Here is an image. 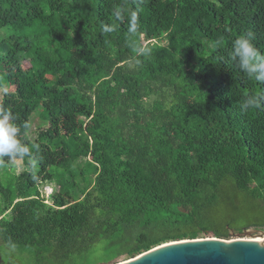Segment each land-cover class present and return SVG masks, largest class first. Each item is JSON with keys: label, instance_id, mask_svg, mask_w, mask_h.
Listing matches in <instances>:
<instances>
[{"label": "trees", "instance_id": "obj_1", "mask_svg": "<svg viewBox=\"0 0 264 264\" xmlns=\"http://www.w3.org/2000/svg\"><path fill=\"white\" fill-rule=\"evenodd\" d=\"M0 28V106L38 146L2 163L0 240L29 264L264 230V110L240 107L264 84L229 58L264 52V0H0Z\"/></svg>", "mask_w": 264, "mask_h": 264}, {"label": "water", "instance_id": "obj_2", "mask_svg": "<svg viewBox=\"0 0 264 264\" xmlns=\"http://www.w3.org/2000/svg\"><path fill=\"white\" fill-rule=\"evenodd\" d=\"M259 233L244 229L240 234ZM114 264H264V240L215 236L169 241Z\"/></svg>", "mask_w": 264, "mask_h": 264}, {"label": "clouds", "instance_id": "obj_3", "mask_svg": "<svg viewBox=\"0 0 264 264\" xmlns=\"http://www.w3.org/2000/svg\"><path fill=\"white\" fill-rule=\"evenodd\" d=\"M119 15L120 13L117 12L118 18ZM112 30L111 26L104 28L106 32ZM129 32L135 35L136 28L130 26ZM219 45L220 41H216V46ZM141 51L143 50L141 49ZM229 58L248 78H254L257 82L264 84V52L253 44L249 35L242 34L232 42ZM240 107L242 111L264 110V93L246 97ZM21 127L26 130L30 124L24 122L22 125H18L17 117L11 108L0 106V163H3L5 158L8 160L21 157L30 158L33 156V148L38 149V146H29L21 139ZM30 163L35 166L36 161L32 159Z\"/></svg>", "mask_w": 264, "mask_h": 264}, {"label": "rangeland", "instance_id": "obj_4", "mask_svg": "<svg viewBox=\"0 0 264 264\" xmlns=\"http://www.w3.org/2000/svg\"><path fill=\"white\" fill-rule=\"evenodd\" d=\"M7 35V31L4 28H0V39L4 38ZM27 64V63H26ZM42 109H38L35 114L32 117V128L28 132V136L30 140H34L36 135V129L40 125H43V121L41 119ZM23 167L21 160H16V168L15 171L19 172L21 171ZM12 173L11 167H6L2 163H0V176L8 175ZM45 195L48 197L49 194H52L54 192V188L52 186H45L44 188ZM48 200V198H47ZM241 233V232H240ZM240 233H232L231 238H246L252 239L255 237L262 238L264 240V235H261L259 233H250V234H240ZM212 236V234H202L200 237H208ZM0 264H29L30 262V256L26 253H21L18 249L13 247L6 246L1 240H0Z\"/></svg>", "mask_w": 264, "mask_h": 264}, {"label": "bare ground", "instance_id": "obj_5", "mask_svg": "<svg viewBox=\"0 0 264 264\" xmlns=\"http://www.w3.org/2000/svg\"><path fill=\"white\" fill-rule=\"evenodd\" d=\"M247 238V237H246ZM249 239V238H248ZM254 240H259V241H263L262 238H259V237H255V238H252Z\"/></svg>", "mask_w": 264, "mask_h": 264}, {"label": "built area", "instance_id": "obj_6", "mask_svg": "<svg viewBox=\"0 0 264 264\" xmlns=\"http://www.w3.org/2000/svg\"><path fill=\"white\" fill-rule=\"evenodd\" d=\"M49 195H50V194H49ZM49 195H48V196H49Z\"/></svg>", "mask_w": 264, "mask_h": 264}]
</instances>
